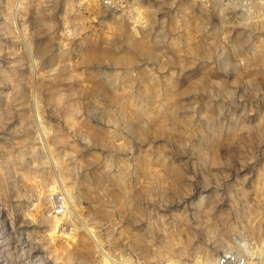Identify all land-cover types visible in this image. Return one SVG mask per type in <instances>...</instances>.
<instances>
[{"label":"rangeland","instance_id":"obj_1","mask_svg":"<svg viewBox=\"0 0 264 264\" xmlns=\"http://www.w3.org/2000/svg\"><path fill=\"white\" fill-rule=\"evenodd\" d=\"M242 30L218 0H0V264H264V67L239 65L264 28Z\"/></svg>","mask_w":264,"mask_h":264},{"label":"built area","instance_id":"obj_2","mask_svg":"<svg viewBox=\"0 0 264 264\" xmlns=\"http://www.w3.org/2000/svg\"><path fill=\"white\" fill-rule=\"evenodd\" d=\"M198 2H205L209 0H197ZM224 14L234 13L237 19V22L241 24L242 28L246 30L249 37L253 36L256 39L255 30H261L264 28V0H218ZM97 5L109 13H121L126 12L129 7L130 0H96ZM249 29H254V31H249ZM242 36L247 37V33L242 30ZM250 33H252L250 35ZM264 37L262 35H256ZM257 40H254V43ZM242 44L239 45V47ZM240 48V51H244L243 48ZM256 47L251 51L262 52L264 54V41L263 45L256 44ZM260 54V53H256ZM251 55V54H250ZM257 56V55H256ZM242 58L239 60V65L242 68H260L264 65H251L250 61L253 60L249 55H242ZM47 201L50 205L51 215L64 216L67 211L66 197L64 193L55 192L50 193L47 197ZM215 264H254L253 257L244 251H223L216 258Z\"/></svg>","mask_w":264,"mask_h":264},{"label":"bare ground","instance_id":"obj_3","mask_svg":"<svg viewBox=\"0 0 264 264\" xmlns=\"http://www.w3.org/2000/svg\"><path fill=\"white\" fill-rule=\"evenodd\" d=\"M155 125H158V123L156 122ZM159 126V125H158ZM61 191H63L65 193V195L67 196L66 190L62 189Z\"/></svg>","mask_w":264,"mask_h":264}]
</instances>
